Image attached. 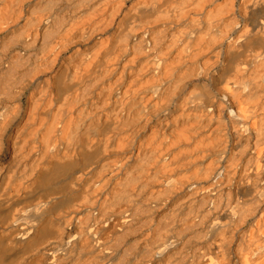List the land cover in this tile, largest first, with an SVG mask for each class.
<instances>
[{"label":"bare ground","instance_id":"6f19581e","mask_svg":"<svg viewBox=\"0 0 264 264\" xmlns=\"http://www.w3.org/2000/svg\"><path fill=\"white\" fill-rule=\"evenodd\" d=\"M0 264H264V0H0Z\"/></svg>","mask_w":264,"mask_h":264}]
</instances>
